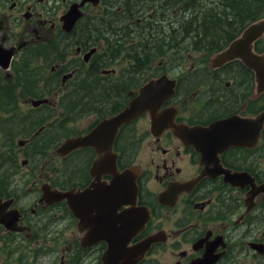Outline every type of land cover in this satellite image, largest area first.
Here are the masks:
<instances>
[{"label": "flooded vegetation", "instance_id": "af4514ba", "mask_svg": "<svg viewBox=\"0 0 264 264\" xmlns=\"http://www.w3.org/2000/svg\"><path fill=\"white\" fill-rule=\"evenodd\" d=\"M237 2L0 0V264H264V65L220 55ZM160 77L153 118L96 136Z\"/></svg>", "mask_w": 264, "mask_h": 264}, {"label": "water", "instance_id": "95a60500", "mask_svg": "<svg viewBox=\"0 0 264 264\" xmlns=\"http://www.w3.org/2000/svg\"><path fill=\"white\" fill-rule=\"evenodd\" d=\"M62 16L66 28H71L73 22L80 17V14L74 7ZM264 33V16L252 21L242 30L241 34L235 38L231 44L221 52L220 55L225 59L239 57L246 65L255 69L256 74L260 71V67L264 65V56L255 54L251 51V44L257 40ZM10 52L0 50V65L7 67L9 62L8 55ZM262 83V79L260 81ZM173 82L165 80L164 77L148 80L138 90L137 96L133 98L125 108L118 114L109 118L97 126L96 136L100 135L102 131L110 132L112 135L117 132L118 127L122 123L132 120L137 115L148 111L152 117L155 107L159 102L166 99L172 93ZM153 118V117H152ZM64 196L62 193L61 198Z\"/></svg>", "mask_w": 264, "mask_h": 264}, {"label": "trees", "instance_id": "16d2710c", "mask_svg": "<svg viewBox=\"0 0 264 264\" xmlns=\"http://www.w3.org/2000/svg\"><path fill=\"white\" fill-rule=\"evenodd\" d=\"M244 0H240L242 3ZM240 2H237L240 4ZM246 11L248 12L247 18L249 20H254L260 17V15H264V0H246L245 2ZM240 14H243V11L240 12ZM242 19V17H240Z\"/></svg>", "mask_w": 264, "mask_h": 264}, {"label": "rangeland", "instance_id": "374dc122", "mask_svg": "<svg viewBox=\"0 0 264 264\" xmlns=\"http://www.w3.org/2000/svg\"><path fill=\"white\" fill-rule=\"evenodd\" d=\"M247 14H248V13H247ZM261 16H264V15H260V17H261Z\"/></svg>", "mask_w": 264, "mask_h": 264}]
</instances>
